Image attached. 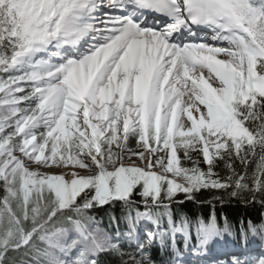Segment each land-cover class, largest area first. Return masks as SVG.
Instances as JSON below:
<instances>
[{
    "label": "snow or ice",
    "instance_id": "6c2138e0",
    "mask_svg": "<svg viewBox=\"0 0 264 264\" xmlns=\"http://www.w3.org/2000/svg\"><path fill=\"white\" fill-rule=\"evenodd\" d=\"M0 264H264V0H0Z\"/></svg>",
    "mask_w": 264,
    "mask_h": 264
},
{
    "label": "trees",
    "instance_id": "16d2710c",
    "mask_svg": "<svg viewBox=\"0 0 264 264\" xmlns=\"http://www.w3.org/2000/svg\"><path fill=\"white\" fill-rule=\"evenodd\" d=\"M258 211H259L258 209H244L243 207H238V206H232L227 209V212L231 217H238L240 215L247 214L248 212H251L255 215L258 213ZM225 240L229 243H232V241L228 237H225Z\"/></svg>",
    "mask_w": 264,
    "mask_h": 264
}]
</instances>
